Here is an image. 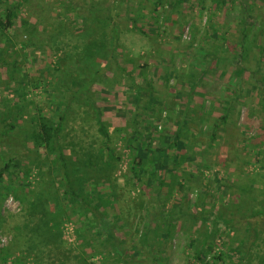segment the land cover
<instances>
[{"label": "rangeland", "instance_id": "rangeland-1", "mask_svg": "<svg viewBox=\"0 0 264 264\" xmlns=\"http://www.w3.org/2000/svg\"><path fill=\"white\" fill-rule=\"evenodd\" d=\"M92 1L10 0L22 4L20 17L27 19L28 26H21L17 19L12 37L16 51L5 55L7 61L17 63V72L10 75L8 67L0 68V127L9 119L15 123L13 129L4 128L3 134V128L0 130V167L13 158L12 166L0 179V248H8L23 264L45 261L25 243L23 229L27 218H36L41 209L42 201L31 193L51 173L43 149L38 150L28 138L42 116L61 122L62 150L74 164L72 167L70 163V170L83 178L87 187L103 182L108 174L117 178L123 222L120 219L115 224L123 228L118 235L130 262L151 264L146 255L133 254V229L136 224L142 229L145 213L155 203L145 180L134 186L124 177L128 149L123 135L130 136L137 128H147L155 145L162 146L166 135L182 126L188 149L182 169L201 170V177L209 180L205 210L211 215H249L262 206L264 164L258 151L264 138V112L258 103L264 86V0H204V9L197 0H179L173 8L171 0L159 5L148 0L130 4L129 15L142 32L133 28L122 7H117L121 14L114 20L120 28L118 62L111 59L109 66L100 53L87 56L95 50L91 45L94 35H87L76 17V5ZM112 2L102 0L100 5L115 7V14L116 4ZM245 4H250L252 11L243 40L245 51L241 52L239 20ZM104 29L99 28L98 37L109 38ZM204 59L210 61L209 71L192 90ZM92 79L95 81L87 89L79 90ZM228 96L234 108L223 123L222 104ZM97 111L108 128L110 146L120 157L112 160L111 167L98 161L102 138ZM174 196L171 202L178 204L181 194ZM195 197V192H185L192 207ZM48 205L51 212L56 211L53 199ZM114 211L110 209L112 218ZM70 212L68 208L66 214ZM66 216L62 215L59 224V245L78 247L75 215ZM241 227L237 225L234 230L222 222L216 224L218 241L228 244L227 249L222 243V250L229 252L226 259L231 261L224 262L260 264L256 256L250 261L242 256ZM194 228L199 229L196 234L188 222L176 223L172 238L164 246L166 264H193L201 239L206 236L207 243L213 242V227L207 222L196 223ZM91 250L86 248L87 253ZM212 252L205 255L209 261ZM92 256L89 262L98 263L102 258L101 254ZM100 264L121 263L111 256Z\"/></svg>", "mask_w": 264, "mask_h": 264}, {"label": "trees", "instance_id": "trees-1", "mask_svg": "<svg viewBox=\"0 0 264 264\" xmlns=\"http://www.w3.org/2000/svg\"><path fill=\"white\" fill-rule=\"evenodd\" d=\"M143 1L113 0L112 3L115 2L116 4L115 14H112V8L115 9V7H110L108 4L100 5L103 4L102 0H93L88 4L76 5L75 13L79 19L78 23L85 29L84 32L87 35H94L91 45L95 46V50L92 53L88 52L87 56L100 53L107 60L105 66L111 64V59H114L115 63L118 62L116 56L118 55L120 28L119 25L115 24L114 20H116V16L120 17L121 14H118L117 7L121 6L124 18L130 19L132 21L131 26L142 32L133 22L135 18L132 20L129 15V7L130 4H139ZM148 1L151 4L159 5L162 4L163 0ZM177 1L179 0H171L172 8L178 4ZM197 1L204 9V0ZM21 5L20 2L0 0V68L2 66L8 67L7 72L10 75L17 72L18 66L16 62L7 61L5 55L16 51L14 50V39L12 37L17 26V19L20 18L21 26H28L27 19L20 17ZM153 11L157 12L155 7ZM251 11L252 7L250 4L241 6V17L239 20V33L241 35L239 45L241 52L245 51L243 40L246 35L245 32L248 30V21L251 17L249 13ZM158 17H160L159 14L155 16V19L157 20ZM101 26H105L104 31L109 35V38L105 35L98 37ZM207 65L210 68V61L204 59L203 67L200 68L199 72L200 76L192 85V90L202 82L209 71ZM117 67L119 68V65ZM194 77L196 78L195 75ZM94 81L92 79L89 84L82 85L79 90L87 89ZM139 88L141 90L143 87ZM147 90L151 92L148 88ZM259 96L258 106L264 112V86L260 89ZM239 97L240 94L237 95V99ZM228 98L229 96L223 99V113L220 117L223 123L226 122L234 108ZM156 103H160V101L158 100ZM252 111L254 112V110ZM252 111L251 114H253ZM41 118L36 121L35 129L28 138L32 139L33 145L38 150L43 149V154H46V160L50 161L51 173L48 172L49 181L47 179L46 182L43 180L39 181L40 183L38 182L35 190L31 193V195L38 196L42 204L36 218L28 217L29 223L26 222L24 224L25 243L31 245V251L35 255H41L42 258H45L43 264H100L107 262L111 256L116 258L121 264H135L130 262V256L123 251V238L118 235L123 228L115 224L117 220L123 218L120 211L121 206L119 205L120 187L117 178L113 174H108L103 182H96L87 187L83 182V178L76 176L75 172L70 170L71 164L72 167H74V164L69 161V156L62 150L63 146L60 142L61 122L58 121L56 123L43 116ZM60 120H63L62 116ZM96 122L98 132L102 138L98 161L106 167H111L113 166L112 160L120 157L115 156L110 146L108 128L98 111L96 113ZM182 123H185V121ZM14 124V121L12 122L10 119L5 121V124L0 127V130L3 128L2 134L5 132L4 128H7V130L13 129ZM181 128L182 126L167 134L162 146L155 145V138H152V133L147 128L146 130H138L137 128L128 137L123 135L124 146L128 149L127 170L124 173V177L128 183L130 182L134 186L141 180H145L156 203L151 205L146 211L142 229L140 230L139 228L140 224H136L133 229V236L136 237V249L134 248L133 254H139L140 257H142L141 255H146L151 259V264H166L163 257V252L166 250L164 246L172 238L176 223L179 220L188 222L195 233L199 229H195L194 224L205 225L207 222L213 227V231H211L213 242L207 243L206 236L201 239L200 245L195 250L193 264H227L224 261H231L230 258L226 259L229 257V252L222 250L224 240L220 242L217 239L216 224L219 221V223H224L226 228L229 227L234 230L238 229L237 225H241L244 234L240 245L245 248L242 251V256H246L245 258L249 261L253 256H256L259 263L264 264V192L260 195L261 201L259 204H262L261 208L252 214L225 217L217 216L216 214L213 216L207 212L205 205L210 191V182L206 178L201 177V170L182 169V165H185L184 163L188 160V149H186V144L183 140L184 133H182ZM260 143L262 145L258 152L261 155V162L264 164V138ZM89 159L91 162L92 156H89ZM12 161L13 158L4 161L3 166L0 167V179L3 177L4 172L12 166ZM186 191L196 193L193 207L192 204L190 206V201L185 199ZM178 194H181L179 202L178 204H173L171 198L174 195V197H177ZM50 199L54 200L56 211L51 212L48 208ZM68 208L71 210L69 215L72 213L75 215L73 217L76 219V236L78 241H80L78 247H60L59 245L61 242L58 238L60 233L59 224L62 221V215H67ZM110 209L115 210L113 218L110 216ZM94 229L98 231L95 232ZM123 234L125 237L126 232H123ZM223 244L228 249V244L226 242ZM41 245H46L48 248L45 250L40 247ZM88 247L92 249L90 253L86 252ZM60 250L64 251L63 254L60 253ZM211 251L214 252H212V256L209 258L211 261H209L205 255ZM93 254H101L102 258L98 260V263L89 262V258ZM12 257L8 248H0V264H23V260L20 257ZM232 264H243V262H233Z\"/></svg>", "mask_w": 264, "mask_h": 264}, {"label": "built area", "instance_id": "built-area-1", "mask_svg": "<svg viewBox=\"0 0 264 264\" xmlns=\"http://www.w3.org/2000/svg\"><path fill=\"white\" fill-rule=\"evenodd\" d=\"M3 241V240H2Z\"/></svg>", "mask_w": 264, "mask_h": 264}]
</instances>
